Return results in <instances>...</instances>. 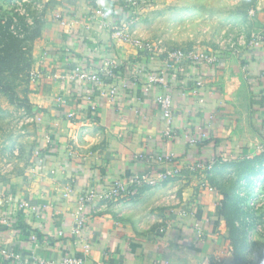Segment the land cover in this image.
<instances>
[{
  "label": "crops",
  "instance_id": "1",
  "mask_svg": "<svg viewBox=\"0 0 264 264\" xmlns=\"http://www.w3.org/2000/svg\"><path fill=\"white\" fill-rule=\"evenodd\" d=\"M45 1L28 94L38 151L27 171L22 167L0 188V264H55L66 256H81L85 264H236L223 234V195L212 182L220 184L225 165L264 154V0L250 45L186 72L111 39L104 22L121 16L118 0ZM123 63L130 72L125 67L114 76ZM77 69L100 81L80 79ZM160 70L165 86L144 78ZM195 80L202 81L197 94ZM168 93L170 137L156 103ZM201 132L208 139L190 145L188 138ZM138 154H172L174 161H136ZM198 160L212 162L209 175L184 169ZM175 166L183 167L179 176L157 179ZM256 166L259 173L243 179L237 193L249 197L243 208L262 211L264 221V161ZM146 171L155 187L119 201L91 200L77 224L82 193Z\"/></svg>",
  "mask_w": 264,
  "mask_h": 264
},
{
  "label": "rangeland",
  "instance_id": "2",
  "mask_svg": "<svg viewBox=\"0 0 264 264\" xmlns=\"http://www.w3.org/2000/svg\"><path fill=\"white\" fill-rule=\"evenodd\" d=\"M44 1L39 5L30 3V0H0V11L9 15L11 12L17 13L24 17V23L33 28V17L43 21L47 7ZM133 1L135 5L127 9L123 25L133 38L152 46L150 53L156 54L158 58L168 59L176 51H194L202 52L213 60L218 54L226 53L230 49H241L253 42L254 39L249 42L247 39L252 37L253 17L261 2ZM27 8L34 13L28 14ZM115 13L117 16L120 14L119 11V14ZM12 29L20 40L27 35L18 21H14ZM31 82L29 73L27 77L15 81L12 98L0 93V188L18 174L22 167L27 171V163L31 162L38 151V125L28 102V94L33 87ZM232 172L231 167L224 169V176L219 180V185L228 192L231 191L230 186H234ZM261 212L240 210L235 221L238 232L234 234L230 232L229 217L224 220V238L231 246L236 264H264V221L261 219ZM257 226H261L263 231L259 232Z\"/></svg>",
  "mask_w": 264,
  "mask_h": 264
},
{
  "label": "built area",
  "instance_id": "3",
  "mask_svg": "<svg viewBox=\"0 0 264 264\" xmlns=\"http://www.w3.org/2000/svg\"><path fill=\"white\" fill-rule=\"evenodd\" d=\"M135 3L133 0H125V8H130L131 6H134ZM128 12V11H127ZM94 14L96 16H99L101 19H105V13L102 9H96L94 11ZM60 25L65 27L67 26V22L63 19L57 17ZM109 20L104 22V25L109 29L110 37L113 40L121 41L122 43L129 44L132 47L144 50V51H151L152 46L146 42L140 41L137 38H133L128 32H126L123 21H113L108 22ZM260 41H264L263 37H260ZM168 61H171L170 63H182V62H189L194 69L198 66H210L214 60L211 58H208L206 54L204 53H196L194 51H176L169 55ZM78 73V77L82 80L92 81V82H99L100 78L98 76H89L86 74V72L81 71L80 69L76 70ZM165 70H161L159 74H156L154 76H150L148 78L149 83H159L163 86H165L167 83L164 82V76H165ZM195 87L192 89V92L197 94V89L201 87L202 81L201 80H195ZM114 90L111 91L113 93ZM172 98L171 95L165 94L159 98H157L156 103L159 107V109L162 111L163 119L165 122V125L167 127L164 136L170 137L171 133L173 132L171 130V121H172V106H171ZM68 118H73L74 114L69 113ZM208 139V135L205 132H201L199 134H196L194 136H190L188 138V143L190 145H197L200 142H205ZM134 159L136 161H150V162H156L160 165L166 163V164H172L174 159L172 154L168 155H142L138 154L134 156ZM212 162L210 163H204L203 161H195L190 164H186L184 166V169H187L189 171L195 172H209L212 169ZM183 167L182 166H175L171 169L165 168L164 170H161L158 175L157 179L160 181H165L172 177H177L182 172ZM156 180H154V177L152 176V173L150 171L142 172V173H135L128 177H123L120 179H117L113 182L110 188L102 189L101 191L96 190H88L84 193H82L76 202V220L78 225L83 224V213L85 211L86 205L91 202V200H99V201H119L121 199H124L126 197H129L134 194V192L143 187H155ZM31 240L35 241L36 236L31 235ZM40 264H54L50 261H44L40 260ZM55 264H85L84 259L81 256H66L63 258L59 263Z\"/></svg>",
  "mask_w": 264,
  "mask_h": 264
},
{
  "label": "trees",
  "instance_id": "4",
  "mask_svg": "<svg viewBox=\"0 0 264 264\" xmlns=\"http://www.w3.org/2000/svg\"><path fill=\"white\" fill-rule=\"evenodd\" d=\"M41 1L42 0H30V3L40 5ZM119 3L121 5V16L117 20L118 22L125 21L127 9H129L125 8V0H119ZM27 12L28 14L30 13V15L34 13L30 12L29 8H27ZM11 13L9 15L5 12L3 13V11H0V93L2 95L9 96L10 98H12L14 95L15 81L17 79L27 77L33 67V43L40 36L43 25L42 21L40 22L36 17H33L34 27L31 28L27 25V23H24V17L19 16L15 12ZM14 21H18V23L27 33L26 37L22 40L17 38V35L13 32L12 25ZM125 67L127 68V72H130L127 63L116 65V67H114L116 69L114 70V76L120 70H123L124 72ZM191 68L192 65L187 61L179 63V72H186L187 70H191ZM160 71L156 72L155 74H159ZM151 73H153V71ZM144 78L147 80L148 76H145ZM134 80L136 82H140L142 78L139 76L138 79L135 78ZM263 161L264 154L257 155L253 159L246 160L241 163L225 165V169L228 168L227 166H229L233 170L232 175L234 176V186H230V192L224 190L223 187H221L218 183L212 182V184H215L214 186L216 187L218 186V189L222 192V217L224 220L225 218L227 219V217H229L230 232L232 234L238 232V225L235 221L239 216V211L246 209L243 207L246 203V200L249 198L248 196H239V193H237V190H239V183L241 184L242 180L246 177L254 176L259 173V169L256 165L261 164ZM210 172L211 171L207 172V175H209ZM251 209L254 210L253 208Z\"/></svg>",
  "mask_w": 264,
  "mask_h": 264
}]
</instances>
